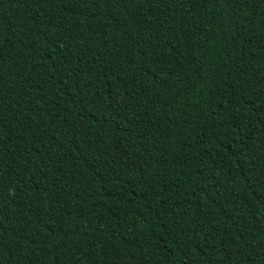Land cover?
I'll list each match as a JSON object with an SVG mask.
<instances>
[{
    "label": "trees",
    "instance_id": "trees-1",
    "mask_svg": "<svg viewBox=\"0 0 264 264\" xmlns=\"http://www.w3.org/2000/svg\"><path fill=\"white\" fill-rule=\"evenodd\" d=\"M0 264H264V0H0Z\"/></svg>",
    "mask_w": 264,
    "mask_h": 264
}]
</instances>
